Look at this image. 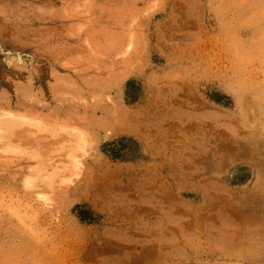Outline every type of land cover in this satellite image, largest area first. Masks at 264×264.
<instances>
[{"label":"rangeland","instance_id":"obj_1","mask_svg":"<svg viewBox=\"0 0 264 264\" xmlns=\"http://www.w3.org/2000/svg\"><path fill=\"white\" fill-rule=\"evenodd\" d=\"M0 264H264V0H0Z\"/></svg>","mask_w":264,"mask_h":264},{"label":"bare ground","instance_id":"obj_2","mask_svg":"<svg viewBox=\"0 0 264 264\" xmlns=\"http://www.w3.org/2000/svg\"><path fill=\"white\" fill-rule=\"evenodd\" d=\"M253 12V11H252ZM257 13V12H256ZM50 18V17H49ZM50 25V24H49ZM4 26V25H3ZM52 29H54V28H52ZM52 31V30H51ZM69 33V32H68ZM51 35V34H50ZM69 35V34H68ZM71 36V35H70ZM51 37V36H50ZM74 37V36H73ZM48 38H49V36H48ZM65 38V37H64ZM60 39V38H59ZM67 40V39H66ZM70 40V39H69ZM73 40V39H72ZM59 43V42H58ZM72 43H74V42H72ZM77 44H78V42H76ZM57 44V43H56ZM65 44V43H64ZM73 45V44H72ZM72 45H68L69 47H71ZM54 46V45H53ZM76 46V45H75ZM59 47H60V45H59ZM59 47L57 46V48L59 49ZM66 48H67V46H66ZM69 49V48H68ZM54 50V49H53ZM56 50V49H55ZM54 50V51H55ZM60 50V49H59ZM70 50V49H69ZM58 51V50H57ZM63 51V50H62ZM65 51V50H64ZM48 52V51H47ZM46 52V53H47ZM68 52V51H67ZM50 53V52H49ZM73 53H75L74 51H73ZM56 55V54H55ZM59 56V55H58ZM57 56V57H58ZM60 57V56H59ZM46 59V58H45ZM50 60V59H49ZM49 63V62H48ZM50 64V63H49ZM31 69V68H30ZM28 70V69H27ZM14 72V71H13ZM37 72H38V70H37ZM39 80V79H38ZM14 99V98H13ZM23 101H27V100H23ZM33 101H31V103H32ZM23 103H25V102H23ZM34 103H32V105H33ZM6 105V104H5ZM28 106V105H27ZM4 107V106H3ZM9 107H11V106H9ZM18 108H19V106H17ZM29 107V106H28ZM45 107H47V106H45ZM5 112H7V111H5ZM5 112H3V113H5ZM10 113V112H9ZM2 114V113H1ZM7 114V113H6ZM11 115H14V114H11ZM17 115V114H16ZM62 115V114H61ZM6 116V115H5ZM19 117H21V116H19ZM57 117V116H56ZM6 117H4V119H5ZM15 118V117H14ZM17 118V117H16ZM4 119H2L3 120V122H4ZM10 119H11V117H10ZM13 119V118H12ZM11 119V120H12ZM19 119V118H18ZM7 120H8V118H7ZM14 120V119H13ZM12 120V121H13ZM19 121V120H18ZM8 122H9V120H8ZM15 122H17V121H14V123ZM13 123V124H14ZM6 124V123H5ZM8 124V123H7ZM11 124V123H10ZM12 124V125H13ZM4 125V124H3ZM8 127H9V125H8ZM13 127V126H12ZM7 129V128H6ZM4 132H5V130H4ZM8 134H9V132H7ZM10 133H13V132H10ZM14 134V133H13ZM13 134H9V135H11V136H13ZM24 134H25V132H24ZM8 135V136H9ZM5 135H3V137H4ZM20 136H21V134H20ZM25 136V135H24ZM10 137V136H9ZM15 137H16V135H15ZM12 138H14V137H12ZM17 139V138H16ZM6 140V139H5ZM26 142H28V141H26ZM63 145V144H62ZM77 150V149H76ZM78 151V150H77ZM75 155V154H74ZM72 156V155H71ZM41 157V156H40ZM48 157V156H47ZM69 157V156H68ZM18 159H21V158H18ZM53 168V167H52ZM56 169V168H55ZM59 169V168H58ZM97 177V176H96ZM101 179V178H100ZM95 182V181H94ZM101 183H102V181H101ZM30 235V234H29ZM149 249H150V247H149Z\"/></svg>","mask_w":264,"mask_h":264}]
</instances>
